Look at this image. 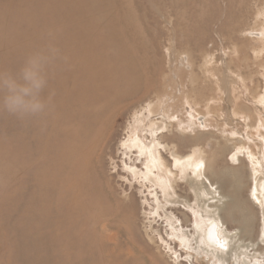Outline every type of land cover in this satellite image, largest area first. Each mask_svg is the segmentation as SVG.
I'll return each mask as SVG.
<instances>
[{"label":"rangeland","instance_id":"374dc122","mask_svg":"<svg viewBox=\"0 0 264 264\" xmlns=\"http://www.w3.org/2000/svg\"><path fill=\"white\" fill-rule=\"evenodd\" d=\"M49 44L61 57L47 70L48 108L0 112V264H208L193 211L167 204L128 169L145 173L148 161L147 175L159 177L147 152L175 132L180 153L195 146L230 199L223 228L250 244L234 264H264L252 175L264 185V0H0V71L18 73ZM113 44L154 78L145 141L128 140L129 108L110 105L105 123L87 115L111 88L98 54L112 55L104 47ZM232 214L246 215L245 226Z\"/></svg>","mask_w":264,"mask_h":264},{"label":"bare ground","instance_id":"6f19581e","mask_svg":"<svg viewBox=\"0 0 264 264\" xmlns=\"http://www.w3.org/2000/svg\"><path fill=\"white\" fill-rule=\"evenodd\" d=\"M104 48L110 49L112 55L106 54L103 50L98 54V56L99 58L101 57L100 60L101 63L104 65V67L106 66L105 71L103 70V73L106 72V75L108 76V79L110 78L109 81L111 82L112 85L110 88V83H109L107 89L106 87L104 88L105 91H103V96H99L96 104L94 101L92 102L93 104L91 105V111L96 116H105L104 117V123H105L107 118L109 117L108 114L109 115L111 114V112L105 113L106 111H108L110 105H112L114 109L118 106L120 107L123 106L126 109L129 108L131 110V119L133 123V126L131 127V132L135 134H133V137L129 136L128 140H132V138L134 139L136 138L139 139V141L141 139H144L145 141L146 138L144 137L146 133L142 129L143 127L142 124L146 120L145 115L150 113V109H149L150 107L148 103L150 102L148 101L150 100L149 94L153 90L156 92V87H154L155 86L154 78L152 74L149 75L143 74L140 68L141 64H139L140 63L139 61L135 60L132 57L129 58L128 53L131 50L129 49L128 46L124 44H118V45L113 44V45H105ZM129 63H131L132 66L131 71L127 70V66ZM157 101L159 102V99ZM91 125L92 124H90L89 126ZM184 130L186 131V129ZM72 131L74 132V128ZM178 135H179L178 132L172 134L166 133V135L164 136H168V139L172 140L171 143L168 142L165 143L163 141L161 142L154 141L155 143L152 146L153 149H150L149 152H147V156L150 157L152 160V162L149 163L151 164V166L155 168L157 167L160 168V170L157 171V173H159L162 179L160 178V176L159 177L156 176V174L152 177H149V175H147V173H151L150 171H152V169H149L147 163L148 159L146 160L147 162L144 163V166L146 168L145 173L140 171V169L135 167V165L132 167L130 166V168L128 169L129 171H131V174L136 181L141 180L147 182L150 186L152 185L154 188L157 186L162 194V199H164V201L167 202V204L174 205L175 203H179L183 207L189 209L190 211H193L192 213L194 217V224H193L194 231L196 232V234H198V236H200L198 237L199 238L198 243L208 253L207 255V261L209 262L208 264H227V262L229 261L232 262V264H234L235 262H237V256L240 254L239 252L241 248L244 247L245 248L244 251L247 252V248L250 247V244L244 243L242 239L240 240V243L235 244L234 243L235 240L233 239L235 232L234 234L229 233V231L223 228V225H225L224 223L226 222V220L223 217V212H225L227 206L229 207L228 203L230 199L226 195L222 194L221 191L218 190L216 182L212 180L211 175L208 173V171H206L207 165L204 157L196 158V154H198L197 153L198 150H196L195 146L192 147L191 153L190 152L186 154L180 153L179 143H177ZM161 143L163 144L160 145ZM157 145H160L161 146L160 148H163L164 151L169 154L170 158H172L173 165L171 167H169V162H167L164 159L163 153L160 152L159 148L156 147ZM125 148L128 147L126 146ZM144 148L146 149V147ZM250 156L252 157L251 154ZM145 159L146 158H144V160ZM138 160L136 159L137 162H139ZM141 164L143 163L141 162ZM251 164H255L254 160H252ZM256 174H258V171L256 172L255 170H253L252 175L256 181L254 186L255 191H253V195H254V199L257 202L261 203L262 206L264 207V197L263 195L258 193L261 191V186L264 185L262 184L260 185L261 182L259 180L260 176L259 174L258 175ZM85 175L86 176L89 175V171L84 169L82 173V177L85 178L86 177ZM235 175L236 178H238L237 174ZM164 178H165V183L163 182ZM181 183L187 185L188 187L187 190L189 193L188 195L192 196L193 199L192 203L188 201L187 198H185L186 196L183 197V195L181 196L180 194L177 193L179 190L183 188L182 187L181 189H179L180 188L179 184ZM245 216L246 215H237V214L236 216H234L232 214L231 220L239 223L240 227L242 228L245 226L247 222L246 221L247 217ZM234 250L235 252L233 253ZM246 261L248 262V260Z\"/></svg>","mask_w":264,"mask_h":264},{"label":"clouds","instance_id":"9594fccd","mask_svg":"<svg viewBox=\"0 0 264 264\" xmlns=\"http://www.w3.org/2000/svg\"><path fill=\"white\" fill-rule=\"evenodd\" d=\"M60 57L59 49L49 44L27 56L18 73L0 71V112L17 118L43 113L50 103V96H44L47 70Z\"/></svg>","mask_w":264,"mask_h":264},{"label":"crops","instance_id":"0c3cea01","mask_svg":"<svg viewBox=\"0 0 264 264\" xmlns=\"http://www.w3.org/2000/svg\"><path fill=\"white\" fill-rule=\"evenodd\" d=\"M88 108H89V111H88V116H91V114L93 115L94 113L93 112H91V106H90V104H88ZM95 115V114H94Z\"/></svg>","mask_w":264,"mask_h":264}]
</instances>
